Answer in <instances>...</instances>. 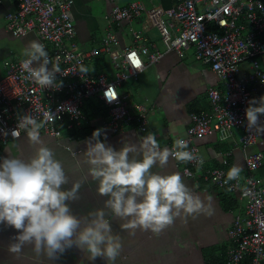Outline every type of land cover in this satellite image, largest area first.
Masks as SVG:
<instances>
[{"label": "built area", "instance_id": "2783aa9c", "mask_svg": "<svg viewBox=\"0 0 264 264\" xmlns=\"http://www.w3.org/2000/svg\"><path fill=\"white\" fill-rule=\"evenodd\" d=\"M71 3L18 0L16 9L5 15L6 30L14 38L33 33L41 41L53 63L60 67L56 80L62 81V86L42 89L21 68L26 58L4 62L0 78V146L26 135L23 129L19 138L11 135L19 118L26 114L42 124L41 135L60 139L59 126H82V107L87 102L101 104L105 112L103 130L116 134L132 128L138 134L144 133L150 107L133 101L128 93L119 94L117 88L135 81L163 54L175 52L181 57V50L187 49L192 50L195 62L209 68L221 83V88L208 89V109L190 115L182 138L188 144L187 150L200 158L193 142L210 136L218 141L230 140V148L241 149L260 138L247 128L245 109L251 99H259L264 93V0H174L167 8L159 2L145 5L133 1L125 7L113 6L104 18L99 46L88 52L76 50L69 17ZM122 25H133L129 28V45L123 47L115 31ZM150 30L157 33L162 51L148 41ZM99 54L107 58L111 77L102 72L93 77L81 74L80 67ZM48 67L51 69V65ZM108 85L119 94L111 103L104 96ZM49 110L54 119L45 120L44 113ZM263 117L259 115V121ZM234 131L240 133L236 141L232 139ZM262 163L260 152L246 154L243 177L227 184L225 169L205 170L199 160L187 162L182 168L185 177L201 179L235 198L236 214L227 232L224 264H264V180L253 175Z\"/></svg>", "mask_w": 264, "mask_h": 264}, {"label": "crops", "instance_id": "0c3cea01", "mask_svg": "<svg viewBox=\"0 0 264 264\" xmlns=\"http://www.w3.org/2000/svg\"><path fill=\"white\" fill-rule=\"evenodd\" d=\"M71 1L69 17L75 30L76 50L88 52L99 46V39L104 28V18L113 6L125 7L130 2L141 1L145 5L159 2L163 8H167L174 0ZM17 3L18 0H0V78L4 75V62L26 58L22 53L29 41L38 40L41 43L33 33L26 34L21 38H14L6 30L5 15L13 12ZM132 27L133 25H122L115 28L121 47L129 45V28L132 29ZM147 39L162 51L154 30L147 33ZM183 51L188 52L189 49ZM180 54L181 57L175 52H168L163 54L157 63L147 65L133 81L139 80V86L134 87L130 92H125L130 95L133 101L146 103L150 107L146 131L138 134L132 128H125L114 134L110 130H104L101 133L102 141L115 150H119L125 140L138 143L139 138L142 139L148 133H154L161 148H171L176 139H182L185 136L190 115L198 110L208 109L207 91L211 88H221V83L209 68L195 62L192 52L182 54L181 50ZM101 59L104 63H101ZM33 66H37L36 62H33ZM107 66L110 67L103 54L91 57L85 64L88 73L99 68L98 72L105 73L110 78L112 72L107 71ZM244 70L248 71L247 67ZM122 93L124 92L119 94ZM94 106L91 102H87L82 107L84 117L82 127L87 126L91 130L84 139H68L61 132L60 139L57 140L41 135L45 145L53 150L56 159L62 163L70 183L78 180L84 181L88 166L83 163L82 152L86 151V141L92 137L93 131L102 129L104 115L97 116V113L93 112ZM260 123L264 125V117ZM239 135L238 131H234L232 139L236 141ZM193 143L203 160L205 170L220 169L223 166L222 169H225L227 174L235 165H240L243 169V157L246 154L260 152L263 163L253 175L264 180V134L260 135L254 145L245 149L230 148V140L218 141L213 136L194 140ZM33 152L34 148L29 144L26 135L0 146L1 158L11 155L26 160ZM222 161H225V165L222 164ZM185 166V162L170 158L165 167L157 166L153 171H158L161 174L179 172L183 182L193 194L200 196L205 207L210 209V214L208 212L193 215L181 213L175 222L165 228L159 236L154 235L151 231L140 229L136 230L135 235H129L128 231L120 228L123 221L109 217L113 234L119 235L122 243V250L116 258L115 264H224L225 252L229 244L227 232L232 218L236 214V205L234 208L224 210L220 199L231 194H226V190L212 188L201 179L185 177L182 174V168ZM243 174L244 170L240 173L239 179L243 177ZM65 187H71V184ZM96 187V183L90 177L84 181L80 189L81 199L69 202L74 215L86 216L103 207L107 197L99 195L96 192ZM16 235H18L17 230L0 224V264H107V261L102 257H98L94 261L89 260L88 254L76 246L67 248L62 254L58 253L56 259H48L45 255L37 256L31 245L24 246L19 254L10 253L8 247L15 242L12 238Z\"/></svg>", "mask_w": 264, "mask_h": 264}, {"label": "clouds", "instance_id": "9594fccd", "mask_svg": "<svg viewBox=\"0 0 264 264\" xmlns=\"http://www.w3.org/2000/svg\"><path fill=\"white\" fill-rule=\"evenodd\" d=\"M22 54L26 59L21 61V68L42 89L62 86V81L56 80L60 67L53 63L42 43L29 41ZM33 62L37 66L33 67ZM79 72L87 74L88 69L81 66ZM118 95L116 88L108 85L104 93L107 101H115ZM248 105L247 128L258 135L264 134V125L259 121V115L264 114V96L251 99ZM44 117L54 119L50 110ZM41 127L32 115L21 116L11 135L19 138L23 129L34 152L26 160L11 155L0 158V224L18 232L12 238L15 242L8 247L10 253L19 254L24 246L31 245L37 256L56 259L58 253L76 246L88 254L89 260L102 257L107 264H115L122 243L119 235L113 234L109 217L123 221L120 228L129 235L140 229L159 236L181 213L210 214V209L200 196L193 194L179 172L153 171L157 166L165 167L170 158L203 163L187 150L184 139H176L171 148H161L156 135L148 133L138 143L125 140L115 150L101 140L104 130L96 129L82 152L83 163L88 166L84 181L90 177L97 185L96 192L107 199L102 208L86 216L74 215L69 202L81 199L84 181L70 183L62 163L41 139ZM242 171L240 165L233 166L225 183L238 180ZM69 184L71 187H65Z\"/></svg>", "mask_w": 264, "mask_h": 264}, {"label": "trees", "instance_id": "16d2710c", "mask_svg": "<svg viewBox=\"0 0 264 264\" xmlns=\"http://www.w3.org/2000/svg\"><path fill=\"white\" fill-rule=\"evenodd\" d=\"M101 63H104V61L102 60ZM98 69L99 68H96L95 71L91 70L89 75L92 77L95 76L98 72ZM94 105L95 106L93 108V112H96L97 116L105 115V112H104L103 108L101 107V104L96 103ZM66 127H67V123L59 126L58 130L61 132V134L65 138H68V139L72 138L74 140L84 139L85 137H87L90 134V131H91L90 128H88L87 126H84V127L81 126L80 128H78L76 126L71 125V127L69 129H66ZM222 168H224V167L222 166ZM226 194H229V193L226 192ZM220 203H221V206L224 210H229L231 208H234L236 205V201H235V198L233 195L221 197Z\"/></svg>", "mask_w": 264, "mask_h": 264}, {"label": "rangeland", "instance_id": "374dc122", "mask_svg": "<svg viewBox=\"0 0 264 264\" xmlns=\"http://www.w3.org/2000/svg\"><path fill=\"white\" fill-rule=\"evenodd\" d=\"M124 32H126V30H124ZM126 40H127V38H126ZM191 52H192L191 49H189L188 52H185V51L182 50V54H185V53L190 54ZM107 71L108 72H112L111 67L107 66ZM0 76H1V74H0ZM137 86H139V80L137 82L127 83V84L123 83L120 88H117V91H118V93L130 92V91L133 90L134 87H137Z\"/></svg>", "mask_w": 264, "mask_h": 264}]
</instances>
